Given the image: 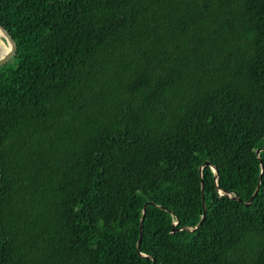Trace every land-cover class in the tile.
Listing matches in <instances>:
<instances>
[{
  "label": "trees",
  "instance_id": "obj_1",
  "mask_svg": "<svg viewBox=\"0 0 264 264\" xmlns=\"http://www.w3.org/2000/svg\"><path fill=\"white\" fill-rule=\"evenodd\" d=\"M0 25V264H264V0H0Z\"/></svg>",
  "mask_w": 264,
  "mask_h": 264
},
{
  "label": "water",
  "instance_id": "obj_2",
  "mask_svg": "<svg viewBox=\"0 0 264 264\" xmlns=\"http://www.w3.org/2000/svg\"><path fill=\"white\" fill-rule=\"evenodd\" d=\"M0 30L3 34V36L5 37V39L11 45V48L7 53L0 55V66H1V65H4L5 63H7L12 58V56H14V54L16 53L17 44H16V41L13 38V36L10 34V32L4 26L0 25ZM260 150H261V148L257 150L258 154H259ZM216 173H218L217 169H216ZM258 189H259V187L256 189L255 194L250 198L249 203H246V204H250L252 202V200L254 199V196L258 192ZM204 207H205V203H204ZM205 211H206V208H205ZM142 221H143V219H142ZM142 233H143V224H141V227H140V238L138 240V247L140 246V244L142 242Z\"/></svg>",
  "mask_w": 264,
  "mask_h": 264
},
{
  "label": "bare ground",
  "instance_id": "obj_3",
  "mask_svg": "<svg viewBox=\"0 0 264 264\" xmlns=\"http://www.w3.org/2000/svg\"><path fill=\"white\" fill-rule=\"evenodd\" d=\"M0 37L5 39V37L3 36L1 30H0ZM5 42L7 43V52H8L10 50V48H11V45L6 39H5ZM0 55H3V54L0 53Z\"/></svg>",
  "mask_w": 264,
  "mask_h": 264
},
{
  "label": "rangeland",
  "instance_id": "obj_4",
  "mask_svg": "<svg viewBox=\"0 0 264 264\" xmlns=\"http://www.w3.org/2000/svg\"><path fill=\"white\" fill-rule=\"evenodd\" d=\"M3 40H4V42H5V39L3 38ZM6 43V42H5ZM6 47H7V45H6ZM260 153V152H259ZM214 170H215V172H216V169H215V167H214Z\"/></svg>",
  "mask_w": 264,
  "mask_h": 264
}]
</instances>
